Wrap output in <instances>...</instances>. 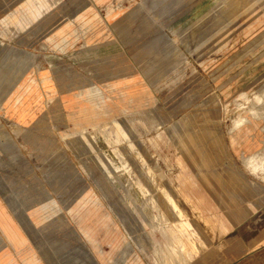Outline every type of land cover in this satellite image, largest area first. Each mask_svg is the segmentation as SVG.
Returning <instances> with one entry per match:
<instances>
[{
    "label": "rangeland",
    "instance_id": "obj_1",
    "mask_svg": "<svg viewBox=\"0 0 264 264\" xmlns=\"http://www.w3.org/2000/svg\"><path fill=\"white\" fill-rule=\"evenodd\" d=\"M263 11L0 0V264H216L264 205Z\"/></svg>",
    "mask_w": 264,
    "mask_h": 264
},
{
    "label": "crops",
    "instance_id": "obj_2",
    "mask_svg": "<svg viewBox=\"0 0 264 264\" xmlns=\"http://www.w3.org/2000/svg\"><path fill=\"white\" fill-rule=\"evenodd\" d=\"M248 18H253V20L247 22L248 24L251 23L250 26L253 27L252 32L257 30V32L251 36L250 39H252L264 31V11L261 14L256 12L253 15L248 16ZM134 33H136L137 36L139 33L141 34V31L136 30V32ZM121 38H128V36H124ZM256 70L262 71V73H264V61L263 64ZM256 70L254 69L255 72H257ZM263 77L264 75L261 77H257L253 81L252 85L258 78ZM127 84L128 85H124L126 88L135 86L134 83L132 84V80H129ZM62 104H64V106L66 104L68 110L72 107L75 109L78 106H81L73 98H71L70 102H68L67 98L63 99ZM17 111V120L23 122L24 124L29 125L39 117L35 109L28 108L24 105V103L19 106V110L17 108ZM60 113H58V117L63 114ZM27 206L28 205L25 206L26 208L23 207L24 209L21 208V210H19L22 215H29L26 210L29 208ZM1 214L9 216L13 220V213L10 210L8 212L4 208H1L0 215ZM90 262L91 264H99L97 263L95 258L93 260H90ZM215 263L264 264V205L258 207L252 215L239 222L238 225L231 229L226 239H223L218 245H216Z\"/></svg>",
    "mask_w": 264,
    "mask_h": 264
},
{
    "label": "bare ground",
    "instance_id": "obj_3",
    "mask_svg": "<svg viewBox=\"0 0 264 264\" xmlns=\"http://www.w3.org/2000/svg\"><path fill=\"white\" fill-rule=\"evenodd\" d=\"M124 93H125V92H124ZM89 96H90V95H89ZM238 125H240V123H238V122L236 121L235 124H234V127H235V128H236V127H239ZM87 236H89V234H88ZM42 251H43V254H45L46 256H48V255H47V251H48L47 249L44 248ZM48 257H49V256H48Z\"/></svg>",
    "mask_w": 264,
    "mask_h": 264
}]
</instances>
